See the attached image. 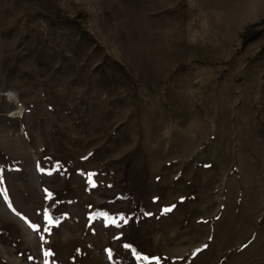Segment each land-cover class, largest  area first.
<instances>
[{
	"label": "rangeland",
	"instance_id": "374dc122",
	"mask_svg": "<svg viewBox=\"0 0 264 264\" xmlns=\"http://www.w3.org/2000/svg\"><path fill=\"white\" fill-rule=\"evenodd\" d=\"M0 264H264V0H0Z\"/></svg>",
	"mask_w": 264,
	"mask_h": 264
},
{
	"label": "trees",
	"instance_id": "16d2710c",
	"mask_svg": "<svg viewBox=\"0 0 264 264\" xmlns=\"http://www.w3.org/2000/svg\"><path fill=\"white\" fill-rule=\"evenodd\" d=\"M138 206H139V204H138V202L136 201V203H134V207H136V208H138ZM108 217V215H105L104 216V218H107ZM109 219V218H108Z\"/></svg>",
	"mask_w": 264,
	"mask_h": 264
}]
</instances>
